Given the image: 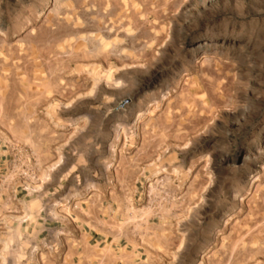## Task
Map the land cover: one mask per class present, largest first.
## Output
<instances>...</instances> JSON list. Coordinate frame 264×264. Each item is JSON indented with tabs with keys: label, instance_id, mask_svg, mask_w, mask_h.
<instances>
[{
	"label": "rangeland",
	"instance_id": "rangeland-1",
	"mask_svg": "<svg viewBox=\"0 0 264 264\" xmlns=\"http://www.w3.org/2000/svg\"><path fill=\"white\" fill-rule=\"evenodd\" d=\"M0 264H264V0H0Z\"/></svg>",
	"mask_w": 264,
	"mask_h": 264
},
{
	"label": "built area",
	"instance_id": "built-area-1",
	"mask_svg": "<svg viewBox=\"0 0 264 264\" xmlns=\"http://www.w3.org/2000/svg\"><path fill=\"white\" fill-rule=\"evenodd\" d=\"M16 156H19V157H16ZM21 156H24V157L20 159ZM14 157H15L13 159L14 166L15 167L19 166L21 168L19 175L25 178V181H24L25 184L23 185L22 190L25 192L24 194L26 196L30 195L31 193L35 192L31 184L38 179V174H37L38 162L36 160L35 153L30 148H19L15 150ZM16 159L19 161L17 162ZM15 197H16V194H14V199ZM17 200L19 201V203L15 204L14 205L15 207L17 205H21L23 202L21 199H17ZM12 210L15 211L14 208H12Z\"/></svg>",
	"mask_w": 264,
	"mask_h": 264
},
{
	"label": "crops",
	"instance_id": "crops-1",
	"mask_svg": "<svg viewBox=\"0 0 264 264\" xmlns=\"http://www.w3.org/2000/svg\"><path fill=\"white\" fill-rule=\"evenodd\" d=\"M45 207H41L40 208V210L38 211V224L39 225H42V229H41V231H43V230H45L46 229V224H47V219L45 218V217H43L42 215H41V213L43 212V209H44Z\"/></svg>",
	"mask_w": 264,
	"mask_h": 264
}]
</instances>
